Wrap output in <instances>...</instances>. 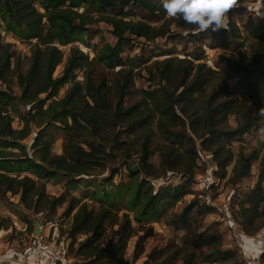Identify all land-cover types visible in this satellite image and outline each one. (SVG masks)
Returning <instances> with one entry per match:
<instances>
[{
    "label": "trees",
    "instance_id": "1",
    "mask_svg": "<svg viewBox=\"0 0 264 264\" xmlns=\"http://www.w3.org/2000/svg\"><path fill=\"white\" fill-rule=\"evenodd\" d=\"M121 1L0 0V84L5 86L0 88V198L18 196L26 211L47 215L50 220L68 203L65 215L72 220L66 255L70 264H132L125 253L134 237L138 242L133 262H137L144 253L146 228L136 229L129 213L137 221H150L151 232L153 224L164 223L191 237L183 244L169 240L165 247L153 249L144 264H248L236 248L225 247L218 229L201 230L205 216L215 208L202 202V198L211 199L208 192L197 194L192 187L198 161L205 154L216 167L214 177L232 187L251 178L253 163L260 161L256 185L244 194L238 210L226 218L251 237L264 227V19L246 12L248 22L240 27L233 15L243 11L234 8L228 11L225 29L199 32L179 15L169 17L160 0H132L119 7L133 4L147 11L149 21L158 26L133 20L132 12L114 14ZM101 23L111 27L116 43H106L93 59L79 47H72L64 62L60 47L74 43L88 46L85 37L95 36L91 28ZM209 33L212 41L221 40L222 46L233 44L235 58L223 55L218 65L209 66L197 63L200 54L196 52L192 59L156 61L144 68L146 80L156 86L153 90H138L134 80L144 76L135 74V68L121 58L135 40L187 39L184 45L198 44ZM9 38L36 41L31 55L22 58ZM62 64L61 74L55 77ZM99 67L118 69L114 80L99 76ZM221 69L236 86L223 81L209 90ZM77 71L84 72L82 82L77 80ZM68 85L65 96L59 99L61 89ZM16 120L21 127H14ZM33 124L38 131L29 154L23 142L32 135ZM53 129L63 134L61 155L53 152L57 140L51 134ZM257 131L263 138L259 149L250 153L241 150L236 159L232 146ZM122 134L127 137L122 139ZM156 138L160 140L157 145ZM134 141L138 144V172H131L128 166L133 160ZM156 153L161 159L158 167L150 162ZM119 160L125 161L129 181L117 185L112 182L121 175L120 168H114ZM96 169L108 171L106 182L112 183L110 191L102 186V196L91 194L92 199L101 201L98 209L80 199L67 200L47 191L51 180L66 178L68 185L79 184ZM27 173L33 177L24 175ZM172 176L179 178V185L156 189L155 182ZM189 195L193 200L179 215L172 214ZM24 223L32 225L31 216ZM79 236L86 239L75 249ZM261 262L264 264V256Z\"/></svg>",
    "mask_w": 264,
    "mask_h": 264
},
{
    "label": "rangeland",
    "instance_id": "2",
    "mask_svg": "<svg viewBox=\"0 0 264 264\" xmlns=\"http://www.w3.org/2000/svg\"><path fill=\"white\" fill-rule=\"evenodd\" d=\"M257 2L258 0H240V4L242 5H240L238 8H241L239 10H242L243 13L235 12L233 15L234 20L240 27H243L248 22L249 15L246 14V12L257 15L256 12H253L251 9H249L252 7V5ZM84 8L85 7L81 9V12L84 11ZM112 12L114 14L121 12H132V14L135 15V17H133L132 19L135 21L143 20L147 23H151V25L153 26L160 25L157 24V22L155 21H149V13L139 7L134 6L133 4L127 7H123L121 9L118 7ZM91 29L94 30L93 32L95 33V36L90 35V37H85V39L88 40V46H84L80 43H74L66 47H60V49L65 54L64 62L69 56L70 49L72 47H79L84 53L88 54L90 58L93 59L96 57L98 51L106 43H111L112 45L116 43L117 39L110 34L111 27L107 24L101 23L97 26L92 27ZM173 30L177 31L175 27H173ZM2 34L5 35V32ZM7 40H10V38ZM181 41H172L171 39H158L154 43H146L144 40H135L133 41L132 45L126 47V54L121 55L122 60L126 63V65H129V67L132 66L135 68V74L141 72L142 76H144V78L136 77L134 80L136 88L138 90H153L156 88V86L150 85V83L146 80L148 78V75L144 71L145 67L153 65L156 61H163L170 57H176L180 59H192L193 54L196 52L200 54V60L197 63L204 62L207 63L209 66L218 65L220 57L223 55H227L233 59L235 58V46L233 44H227L225 46H222L221 40L217 43L212 41V39L210 38V33L208 34V36H202L201 41H199L198 44L188 42L187 45H184L187 39ZM10 42H13L15 44V48L20 53V56L22 58H25L31 55L32 45L36 41H34L33 43H29L17 38H13L10 40ZM62 70L63 64L57 68L55 72V77H58L61 74ZM98 71L97 73L99 76L105 75L108 80L113 81L115 78L114 72L118 71V69H116V71H107L102 70V67H99ZM76 74L78 77L77 80L82 82L84 79V72L77 71ZM11 78L15 84V74L12 73ZM223 81H226L230 87L234 88L236 86L235 81L227 80V76L224 73V70L221 69L220 73L218 74L217 80L214 82L213 86L210 87L209 90H212L214 87L218 86ZM69 87L70 85L61 89L58 96L59 99L65 96V93ZM0 88H5V86L0 84ZM13 89L16 95L20 94V91L16 87V85H13ZM135 96L136 98H139L138 94H136ZM45 97V95L42 96L43 99ZM22 111L26 113L28 110L22 108ZM18 123L19 122L16 120L14 124L15 128H19L22 126V124ZM36 127L37 126L33 124L32 135L30 136V138L23 142L27 145L29 154H32V140L35 138V134L38 131ZM51 134H54V136L57 138L56 142L53 145V152L55 154L61 155L63 152V134L62 132L56 131L55 129L51 131ZM120 137L122 139H125L127 135L122 134L120 135ZM133 139L134 138H132V140ZM261 140H263V138L260 135V132L257 131L254 132L252 135L245 136L240 142H236L232 146V150L236 156V159L239 158V153L241 150H244L245 153H250L251 151L259 149ZM135 141V145L131 148L134 151L132 156L133 160L130 161V163H132L133 165L135 164L136 166L138 163V158L135 153L137 152L136 150L138 148V144L135 143ZM159 141L160 140L156 138L154 144L157 145ZM14 152L18 153V151L16 150ZM261 158H264V152H261ZM207 160L208 157L203 155V157L198 161L199 168L196 170V179L192 187V190L197 194H202L205 191L208 192L210 194L211 199L202 198V202L204 200L205 202L210 203V205L215 208L214 211H211L205 216L201 224V230H204L208 227L218 229L223 235L225 247H234L241 254L242 250L240 248L241 246L238 240V236L243 231L242 226L237 225L236 223L235 225L230 219L226 217H230L232 213L238 210V205L241 199L243 198L244 194L254 188L255 183L258 180V175L260 173V161L253 163L251 178L244 180L235 187H232L231 185L227 184V181H219L214 177V173L216 171L214 170V165L212 162L207 163ZM150 162L158 167L161 163L159 153H156L155 155L151 156ZM124 164L125 161L120 160L115 163L114 168H120L121 175L116 177L114 182L112 183L118 185L121 181H123V183L129 181L127 168ZM110 166L112 165H109V167ZM232 168L233 164L229 167V172H231ZM24 175H29L30 177H33V175L29 173ZM108 176V171L103 172L102 169H96L93 173V176H84L82 178V182L79 184L68 185V180L66 178L59 180H51L49 182V185L47 186V191L52 196H65L67 200L72 197L80 199L83 202L87 203L90 208L98 209L101 204L100 199H92L90 196L93 192L102 196L103 185L107 187L108 191L112 190V183L106 182V178ZM178 182L179 178L177 176H172L169 178L168 181H158L153 183L156 189H158L160 186L165 185L177 186L179 185ZM86 183H88L89 185L87 186ZM193 198L194 196L192 195L186 196L184 201L179 203L176 208L172 210L171 213L179 215L182 209L191 200H193ZM17 200V197L12 195H7L5 197L0 198V238H2L1 241H5V244H9V246L11 248H14L13 250H16L18 253L25 254L31 248L34 236H40L35 235L36 222H39L40 233L42 232V234H45L46 236L48 234L53 235L52 233H50V230H57L58 232L56 236H59L63 242H66V244L69 243V240H67V232L69 231L71 225L72 216L68 217L65 215V210L68 206V203H65L63 206H61L57 210L55 216H53L50 220L47 215L35 216L26 211L25 209H22L20 207V202L18 203ZM129 215L132 225L136 229L142 227L146 228L144 232L147 235V238L143 242L144 253L143 255H141L140 259L137 262H133V250L135 248L136 243L138 242V237H134L131 239L128 249L125 253V257L132 264H144L147 260V256L153 251V249L165 247L168 244L169 240H177L179 244H183L191 240V237L189 235L180 231H176L172 227L165 226L164 223L153 224V230L151 232L149 228V225L151 223L150 221H137V218L132 213H129ZM27 216H31L32 218L33 224L30 226L24 223ZM230 221L233 223L235 228L229 227L228 222L230 223ZM195 227L196 225L194 224L193 231L196 230L194 229ZM110 230L109 234L111 235L112 231ZM143 234L144 233H139L138 236H143ZM85 239L86 237L79 236L74 246L75 249L78 248L79 244L82 243ZM11 264L14 263L12 262Z\"/></svg>",
    "mask_w": 264,
    "mask_h": 264
},
{
    "label": "clouds",
    "instance_id": "3",
    "mask_svg": "<svg viewBox=\"0 0 264 264\" xmlns=\"http://www.w3.org/2000/svg\"><path fill=\"white\" fill-rule=\"evenodd\" d=\"M238 0H160L161 7L169 17L179 15L187 24L195 25L199 32H213L226 28L228 11ZM257 15L264 13L257 12ZM9 258V253L4 259Z\"/></svg>",
    "mask_w": 264,
    "mask_h": 264
},
{
    "label": "built area",
    "instance_id": "4",
    "mask_svg": "<svg viewBox=\"0 0 264 264\" xmlns=\"http://www.w3.org/2000/svg\"><path fill=\"white\" fill-rule=\"evenodd\" d=\"M240 5L242 4H240L239 0L238 3L229 10L238 8ZM249 9L256 12V14L257 12L264 13V4L262 1L258 0V2ZM258 16L264 19V15ZM56 235L57 233L53 235L48 234L46 236L41 232L40 236H34L31 248L22 258V264H70V258L66 255L68 244L63 242L60 237ZM254 243L257 246L264 247V227L254 236Z\"/></svg>",
    "mask_w": 264,
    "mask_h": 264
},
{
    "label": "crops",
    "instance_id": "5",
    "mask_svg": "<svg viewBox=\"0 0 264 264\" xmlns=\"http://www.w3.org/2000/svg\"><path fill=\"white\" fill-rule=\"evenodd\" d=\"M113 36V35H112ZM114 37V36H113ZM115 38V37H114ZM206 157H208L207 163H211V158L208 155H204ZM214 170H216V167L214 166ZM259 177V175H258ZM258 181V180H257ZM257 183V182H256ZM255 183V185H256ZM49 185V184H48ZM47 185V186H48ZM239 185V184H238ZM253 189V188H252ZM10 194H8L9 196ZM17 197V201L19 203V197ZM20 207L22 209H24L21 205ZM231 224V225H230ZM235 224V223H234ZM228 225L233 228L234 225L232 222H228ZM236 225V224H235ZM166 226V225H165ZM2 238H0V264H11L12 262L14 264H22L21 261L23 256L25 254L23 253H18L16 250H13L14 248H11L9 246V244H5V241H1ZM238 240L240 242V248L242 250V258L248 263V264H254V263H258V264H262L261 259L264 256V247H260L255 245L254 243V237L248 236L246 233H244V231H242L240 233V235L238 236ZM9 253V258L8 259H4V257L6 256V254Z\"/></svg>",
    "mask_w": 264,
    "mask_h": 264
},
{
    "label": "water",
    "instance_id": "6",
    "mask_svg": "<svg viewBox=\"0 0 264 264\" xmlns=\"http://www.w3.org/2000/svg\"><path fill=\"white\" fill-rule=\"evenodd\" d=\"M132 0H123L118 4V7L128 5ZM131 172H138L140 169L138 166H134L132 163H128ZM35 235H40V223L36 222Z\"/></svg>",
    "mask_w": 264,
    "mask_h": 264
}]
</instances>
